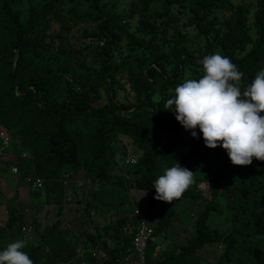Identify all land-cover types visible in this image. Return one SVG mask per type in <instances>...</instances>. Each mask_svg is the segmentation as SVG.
I'll return each mask as SVG.
<instances>
[{"label": "trees", "instance_id": "16d2710c", "mask_svg": "<svg viewBox=\"0 0 264 264\" xmlns=\"http://www.w3.org/2000/svg\"><path fill=\"white\" fill-rule=\"evenodd\" d=\"M29 10L22 18L14 10L16 0H3L0 17L6 24L0 33V128L10 134L18 147V159L25 163L22 178L37 177L43 180L42 194L46 203L60 204L66 180L81 172L93 174L96 189L124 190L127 177H138L134 188L155 193L154 182L164 171L179 163L194 173V183L178 202L164 203L159 220L147 243L143 264H200L199 251L205 247L221 249L215 264H264V161L253 158L248 166L232 165L227 152L217 146L205 147L202 134L197 137L185 131L175 119V112L166 111L170 97L155 102L157 82L170 88L188 79L203 75L198 61L216 50L227 56L244 73L241 87L250 84L255 75L264 69V0H255L254 12L250 3L233 4L231 0H161L167 7H186L188 21L206 40L201 54L186 48L174 47L171 54L174 67L168 74L155 40L159 39L164 25L149 23L153 38L148 41L150 62L143 75V82L135 86L139 94L136 104H123L117 100L115 84L119 64L115 60L118 42L129 34L131 14L105 10L102 0H88L90 12L77 19H92L97 29L88 36L102 40L100 67L97 78L85 83L79 90L71 89L65 78L68 92L64 100L57 97L63 75L67 73L55 52L53 41L60 34L48 35L53 21L68 26L62 14L63 0H41L34 4L27 0ZM154 0H138L143 9ZM224 22L221 18L226 17ZM251 19L253 34L248 31ZM58 63V64H57ZM194 66V67H192ZM104 89L107 103L101 101L99 90ZM264 115V113H261ZM131 140L135 164L125 167V174H114L116 152L113 145L119 137ZM26 154V158H22ZM205 185L209 195L198 190ZM130 186V184L128 185ZM220 199L223 205H220ZM1 200V194H0ZM115 212L112 228L113 246L97 234L90 235L92 245L101 240L105 254L97 264H124L130 255L131 238L123 232L127 224H136L139 217ZM224 217V230L212 227V216ZM189 226L193 234L184 243L170 246L153 260L156 244L153 239L172 227V218ZM18 217L10 212L8 222L0 227V234L15 226ZM23 226L22 228H24ZM60 221L44 229L39 244L26 243L33 264H82L75 246L66 237ZM107 232V230H104ZM86 260L93 262L90 255Z\"/></svg>", "mask_w": 264, "mask_h": 264}, {"label": "rangeland", "instance_id": "374dc122", "mask_svg": "<svg viewBox=\"0 0 264 264\" xmlns=\"http://www.w3.org/2000/svg\"><path fill=\"white\" fill-rule=\"evenodd\" d=\"M62 14L65 16L68 26L53 21L47 32L48 35L60 34L61 38L53 41L55 52L60 56V62L64 65L67 73L63 75L57 97L64 100L70 88L65 78L70 80L71 89L79 90L85 83L91 84L97 78L100 67V48L102 40L88 36L96 31L97 26L92 19H77L72 15L79 16L90 12L88 0H63ZM233 4L250 3L253 6L251 16L255 10V0H231ZM3 0H0V5ZM39 4L41 0H32ZM136 6V14H131L133 6ZM102 8L116 13L131 14L129 20V34L134 39L130 41L124 35L118 42L115 60L119 64L115 90L117 100L123 104H136L139 94L135 86L143 82L145 69L150 62L148 41L153 38L149 24H163L164 29L159 39L155 40L159 53L163 57L168 74L174 67V58L171 50L174 47L186 48L190 52L201 54L205 51L206 40L199 35L193 25H190V16L186 7H167L161 0L152 1L147 9H143L138 0H102ZM22 18L27 16L29 4L27 0H16L13 5ZM221 18V22L226 20ZM6 24L0 17V33L4 32ZM248 31L253 34L251 19L248 22ZM214 53L221 52L216 50ZM201 64V61H198ZM58 64V63H57ZM194 67V66H192ZM202 67H196L197 70ZM190 76L189 71L185 79ZM184 79V80H185ZM183 80V82H184ZM156 93L153 96L155 102L163 97L174 98L175 88H170L162 82H157ZM101 101L97 105L107 103L108 97L104 89L99 90ZM8 138V141H5ZM10 134L0 128V227H3L13 212L18 219L15 226L0 234V251H3L9 243L18 239L24 240L31 245L39 244V237L45 228L57 221L62 224L66 237L75 246L78 258L85 264H97L105 254L101 251V240L92 245L88 235L95 238L97 234L106 241L107 245L113 246L112 228L115 221V212L122 209L123 214L130 215V207H138L146 217L147 223L154 228L159 220V215L164 208V203L154 199L156 193L145 192L134 188L138 177L130 175L127 177L128 185L124 190H113L111 188L96 189L93 182V174L88 176L81 172L73 174L72 180L66 181L63 199L60 204L46 203L43 196L34 197L33 193L42 194V190L36 191L26 179H21L25 171V163L18 159V147L13 142ZM116 152V166L114 174L121 176L125 174L124 161L135 157L131 140L121 136L113 145ZM12 168H17L19 174L15 175ZM264 176V169H263ZM198 190L206 196L209 195L207 186L198 185ZM176 199L172 202H178ZM220 205L223 201L220 199ZM173 225L159 237L153 239L156 249L153 260L158 255L179 243H184L193 234L189 226H183L177 218L171 219ZM212 227L224 230L227 222L224 217L212 216L210 219ZM30 228L28 232H22V227ZM104 230H107L105 232ZM94 254L95 256L93 257ZM200 264H215L221 249L205 247L199 251ZM90 255L93 262L86 260ZM77 264V262H75ZM124 264H139L136 257L128 258Z\"/></svg>", "mask_w": 264, "mask_h": 264}, {"label": "clouds", "instance_id": "9594fccd", "mask_svg": "<svg viewBox=\"0 0 264 264\" xmlns=\"http://www.w3.org/2000/svg\"><path fill=\"white\" fill-rule=\"evenodd\" d=\"M201 64L202 77L178 85L166 111L174 110L176 121L193 138L198 128L205 147L224 149L232 165L264 161V69L242 90L244 73L229 57L214 53ZM193 183L194 173L176 162L155 180L154 199L171 204ZM25 247L22 239L9 243L0 251V264H33Z\"/></svg>", "mask_w": 264, "mask_h": 264}, {"label": "built area", "instance_id": "2783aa9c", "mask_svg": "<svg viewBox=\"0 0 264 264\" xmlns=\"http://www.w3.org/2000/svg\"><path fill=\"white\" fill-rule=\"evenodd\" d=\"M8 141V138L5 140ZM22 158H26V154H22ZM129 164H135V159L127 158L124 161V167ZM12 171L15 175L19 174L17 168H12ZM65 180H67V176H64ZM27 183L30 184L34 189L39 190L42 188L43 180L37 177H27ZM66 181L64 182L66 184ZM133 215L139 217V221L136 224H127L122 229L123 232L131 238V251L130 255L125 259L127 262L128 258L136 257L139 260V264L144 263V253L146 249L147 243L151 240L153 234V228L147 223L146 217L139 210L138 207H133ZM30 228L24 227L22 228V232H28ZM93 257L95 256L92 254ZM85 264V263H82Z\"/></svg>", "mask_w": 264, "mask_h": 264}]
</instances>
